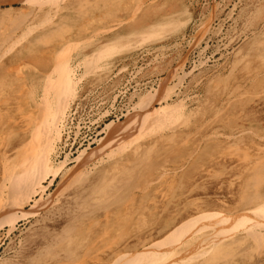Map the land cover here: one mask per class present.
<instances>
[{"label": "rangeland", "instance_id": "obj_1", "mask_svg": "<svg viewBox=\"0 0 264 264\" xmlns=\"http://www.w3.org/2000/svg\"><path fill=\"white\" fill-rule=\"evenodd\" d=\"M55 1L57 3L50 7L45 4L44 6L23 4L19 1L0 5V15L2 14L0 52L4 49L0 54L2 94L0 109L5 107L2 105L3 100H6V105L10 104L13 107L14 98L19 97V88L13 83L15 80L20 81V78L16 79L19 67L20 72L28 76V84H31L37 74L43 72L42 62L47 61L53 67L57 53L56 63L71 68L69 73L74 75L75 80L74 88L70 87V90L64 88L66 93L61 94L60 102L56 104L68 105L65 120L73 103L81 96L84 97L85 93L92 96L93 91L98 88L110 91V88L116 87L119 81L124 82L130 56L134 58L136 55L133 54L140 52H144L143 59L147 66L143 78L156 79L152 89L142 91L140 94L143 96L147 93H156L159 84L162 85L166 80V102L175 106L179 101L181 107L174 111L172 118L164 121L162 118L157 119L159 122L155 125L147 123L146 120L143 121L146 123L145 126L141 123L138 130L135 125V128L129 126L115 139L112 138V141L111 138H108L109 141L106 139L107 145L101 150L100 155L98 153L97 157L92 159L90 150L97 146L102 136H105V133H102L97 143L86 149L89 154L86 158L92 161L85 162L78 173L69 175L68 179H65L68 181L67 187L54 196V191L59 185L65 183V180L60 181L62 175L74 165L75 158L84 150L79 149L72 156L67 155L69 141L64 138L62 122L61 140L55 143L56 148L51 153L50 160L53 165H57L65 160L67 155V163L59 176L55 178L48 176L43 181V190L39 192L37 190L30 202L11 216V222L3 220V226L0 227V258L2 257L0 264H69L68 256L72 252L71 259H76L79 263L107 264L112 251L117 253L126 245L141 247L143 244L148 245L151 241H157L176 224L199 211L214 210L232 214L237 210L234 207L239 208L243 197L252 194L255 187V192H264V180L252 187L250 184L254 179L247 177L255 164L259 162L264 164V0H117L111 3L113 9L106 18L100 17L101 14L97 13L94 6H88L85 11L84 5L89 1L82 0L85 3L78 4L84 6L85 14L65 21L63 17L61 18L65 10L64 3ZM53 10H56L55 15ZM11 22L16 24L13 26ZM19 25L21 28L25 26L23 30ZM15 27L16 30L13 31ZM53 27H56V31L51 32ZM93 28L98 30H92ZM28 30L29 35L26 33ZM20 36H24L22 40ZM12 40H17L19 44ZM5 47L6 49L9 47L8 51ZM54 47L57 48L54 53L44 54L53 51ZM116 48L118 49L115 50ZM100 49L108 51L106 53L110 55L107 54L105 57L104 54V58L92 64L90 54H96ZM57 50L59 51L56 52ZM14 57L21 58L19 59L21 65L16 67V64L11 63L12 59L16 60ZM137 58L140 60V55L135 57V61ZM128 69H132V66ZM33 86L35 90H39L38 85ZM40 92L39 90V95ZM129 94L131 93L127 92V98ZM138 98V94L133 97L130 112L133 105L137 104ZM161 104L165 102L155 103L154 107ZM44 105L51 107L47 102ZM45 111L49 114L50 108ZM10 114L12 115L13 111H10ZM123 119L124 116L120 121ZM161 119L162 127L158 124ZM49 129H52L50 124ZM2 139L4 138L0 134V149L4 151ZM117 139L123 141L122 145ZM116 141L119 144H116ZM128 142L132 144L129 145ZM4 144L7 149L10 148L8 141L5 140ZM146 148L147 151L149 148L151 151L147 152ZM103 150L105 153H102ZM164 154L166 157L168 154L169 158L163 157L164 161H167L163 164L160 156ZM156 158L158 160L161 158V163ZM138 163L139 166L135 167ZM143 164H147L148 167L154 166L148 171L147 165ZM1 167L0 159V171ZM125 169L127 172L131 169L129 174L125 171L119 175L120 170ZM145 174H148L147 177ZM112 177L115 181L109 185L106 181H110ZM51 180L53 181L50 183ZM139 180L140 186H137L135 183ZM104 181L111 188L107 185L103 188ZM70 182L74 183L68 185ZM133 185L138 189L133 187L135 190L133 188L130 190ZM128 190L132 193H128ZM50 195L52 201L47 200ZM122 207L123 210L128 207V210L120 212L119 209ZM126 217L130 219L127 223L124 221ZM243 219L226 226L233 228L226 231L225 239H228L222 242L230 244L231 241L232 245L223 250L224 252L229 250L232 254H227L228 256H223L225 259H221L222 256L220 258L215 254L219 256L215 257L210 253L207 262L224 264L226 261L225 264H233L228 261L232 260L234 264H264V239L256 248L251 239L244 241L247 232L245 224L249 222L243 223ZM87 230L91 235L84 234L83 231ZM80 232L85 241L93 240L92 244L95 245V249H100V255L89 254L91 257L85 258L84 248L77 245L82 243L78 241ZM178 237L172 242L179 243ZM115 240L116 242L120 240V243L110 246ZM238 240L243 243L240 242V245ZM105 246L112 249L108 250L109 248ZM202 249L205 250L206 246ZM215 250L221 253L218 249ZM226 252L223 255H226ZM190 254H185L186 258ZM199 262L200 260L195 262L192 258V264Z\"/></svg>", "mask_w": 264, "mask_h": 264}, {"label": "bare ground", "instance_id": "obj_2", "mask_svg": "<svg viewBox=\"0 0 264 264\" xmlns=\"http://www.w3.org/2000/svg\"><path fill=\"white\" fill-rule=\"evenodd\" d=\"M18 1L23 3V4L29 3V5H31L33 3L35 5L38 4V6H41V5L44 6L43 4H45L46 6L49 5V7H50V5H53V4L55 5V3H57L55 0H0V5L11 4L13 2H18ZM58 1H59V3L60 2L64 3L63 7H64L65 10L62 13L61 18L63 17V21H65V20H67L69 18L70 19L71 18L75 19L76 17L84 15L85 11H87V9H88V6H94L96 8L97 13L101 14L100 17H102V18L109 17L110 16V11L113 9V4H111V3L112 2L115 3L117 0H87L89 2L86 5H84L85 6V11H84V8H83L84 6H81L80 4H78V2H82V0H58ZM82 3H85V1L82 2ZM63 7H62V9H63ZM35 11H37V10H35ZM51 11H52V9H51ZM54 11L56 12V10H53V14L55 13ZM60 11H61V9H60ZM94 11L92 13H94ZM69 12H71V13H69ZM24 13L22 15H24ZM46 13L48 14L47 11H46ZM46 13H44V14H46ZM34 14H35V12H34ZM53 14H52V17L55 15V14L54 15ZM29 15H30V12H29ZM35 16H36V14H35ZM49 16L51 17V15H49ZM1 18H2V14L0 15V19ZM85 18H87V17H85ZM16 19H18V18H16ZM16 19H15V21H16ZM23 19H25V18H23ZM44 20H45V18H44ZM13 22H14V19H13ZM19 23H20V21H19ZM15 24H16V22H15ZM15 24H13V26ZM20 24L22 25V23H20ZM109 24H114V23H109ZM11 25H9V26H11ZM200 26H202V23H201ZM23 28H21V26H20V29L23 30ZM55 28L56 27L51 28V32L52 31H56ZM201 28H204V27H201ZM31 29H30V31H32ZM34 29L36 30L37 28L34 27ZM77 29H78V27H77ZM94 29L95 28H93L92 30H94ZM107 29L108 28L106 27L105 30H107ZM15 30H16V27L13 29V31H15ZM95 30H98V29H95ZM101 30H103V29H101ZM83 31H84V29H83ZM2 32H3V30H2ZM28 32H29V30L26 31L27 34H28ZM23 34H24V32H23ZM90 34H92V33H90ZM22 37H24V36H22ZM22 37H21V40H22ZM25 37H26V34H25ZM4 38H9V37H4ZM76 39H77V37H76ZM131 39H133V37ZM66 40L69 41L68 39H66ZM12 41L15 42V43L18 42L17 40L16 41L12 40ZM12 41H11V43H13ZM0 42H1V40H0ZM75 42L77 43V41H75ZM69 43H71V42H69ZM17 44H19V43H17ZM7 45H6V47H7ZM13 45H14V43L12 44V47H14ZM8 46L10 47V45H8ZM53 46H56V45H53ZM69 46H70V44H69ZM74 46H75V44H74ZM6 47H5V49H6ZM8 48L6 49L7 51H8ZM56 49L57 48L54 47L53 51L47 52V53L44 52V54H46V55L47 54L48 55L52 54V53L55 52ZM117 49L118 48H116L115 50H117ZM3 51H4V49H2L0 54ZM58 51L59 50H57L56 52H58ZM106 52H108V51L100 49L98 52H96V54H90V56L92 55L91 56L92 57L91 58L92 62L91 61L90 62L93 64L94 61H97V62L100 61V58H102L104 56V54H105V57H106L107 54H109V53H106ZM136 54L137 53H135L133 55H136ZM57 55L58 54L56 53L55 54V59H54L55 61L54 62L51 61V63L53 62V67L50 66L47 61L46 62H42V67H43L44 70H42L43 72H40L39 74H37V76L31 82V84H28V76L23 75V73L20 72L21 71V67H19V69L17 70L18 75H17L16 79L20 78V81L15 80L13 82L14 86L19 88V91H18V96L19 97H17V98L15 97L14 98L13 107L10 104L6 105V100L2 101V105L5 106V107L0 109V118H1L0 119L1 123L0 124L2 126V128L0 129V134L4 138L1 141L2 144H3L2 146H3L4 151H1V149H0V159H1V162H2V167H1V171H0V173H1V175H0V227L3 226V220H5L4 222H11V216L14 213H16L17 210H20L21 208H24L30 202V199L37 193V190H38V192L43 190V188H44L43 187V181L46 180L48 176L49 177L52 176L51 178H53V177L55 178L56 176H59L62 173V170H63L65 164L67 163L68 157H67L66 154H64V155H66L65 160L59 162L57 165H53L52 161L50 160L51 153L54 152V149L56 148V144L61 140L60 138H61V132L62 131L60 130V124H62V122H64V117H65V113H66V107L68 106V105L64 106L62 103L60 105H56V104H58L60 102L59 99L61 97V94L63 93V95H64L66 93L64 88H67V89L70 90L71 88H74V86H75V85L73 86V83L75 81L74 80V75L69 73V71H70L69 69H71V68L66 67L64 64H63L64 67H63V65H58L56 63V62H58ZM183 56H186V55H183ZM14 58L16 60L12 59L11 63L13 65L16 64V67L21 65V63L19 62V59H21V58H19V59L17 57H14ZM130 58L131 59L133 58L132 55L130 56ZM137 59H139V58H137ZM182 59H180V60H182ZM63 63H67V62L63 61ZM94 69L96 70V68H93L92 70H94ZM167 72H168V70H167ZM169 72H171V70H169ZM218 72H220V71H218ZM172 73H173V71H172ZM169 77H170V74H169ZM11 79H14V78H11ZM181 79H182V77H181ZM179 80H180V78H178V82H179ZM164 81L165 82H163L162 85H160L161 83L159 84V89L156 90V93H153V94L152 93H147L145 95L143 94V96L141 94H139L141 96L138 95L139 98H138L137 104H134L135 106L133 105V110L131 112L129 111L130 110L129 109L128 112H126L124 114V119L122 121H120V119L112 120V121H110V122L105 124V127L103 128V132H102L103 134L105 133V136L104 137L102 136V138L99 139L97 146L95 148H93L92 150H90V152H91V154L93 156L92 159H94V157L98 153L100 155L101 150L107 145L108 138H111V141H112L113 140L112 138L115 139L122 132H124L129 126H131L133 128L137 127L136 129L138 130V126L140 128V124L141 123L144 124L143 126H145L146 123L145 122L143 123V121L147 120V123L150 122L151 124L154 123V125H155L156 122H159V120L157 121V119L162 118L163 121H164V119H169V117L170 118L174 117L172 114H174V111L179 109V107H181V106L179 104V101H178V104L175 105V106H173L171 104H168L166 102L167 101V99H166L167 95L165 94V90L167 88V81L166 80H164ZM78 82H79V80H78ZM33 85H38L37 87L41 91L40 95L38 93L39 90H35V88H33L34 87ZM62 89H64V90L62 91ZM101 89H103V88H101ZM66 91H68V90H66ZM213 92H214V90H213ZM0 96H2V94H0ZM67 98L69 99L70 97H67ZM241 100H243V99H241ZM70 101H71V99H70ZM70 101H68V102H70ZM161 101H164L165 104H161L159 107H154L155 103H160ZM44 102L45 103L46 102L49 103L51 105V107H49V106L46 107V105H44L45 104ZM0 106H1V104H0ZM43 106H45L46 108L45 107L43 108ZM48 107L50 108V112H49V114H46L45 112L47 110L45 111V109H49ZM10 111H13L12 115L10 114ZM67 114H68V112H67ZM59 116H61V117L59 118ZM47 117L48 118L50 117V119H52V120L47 119ZM43 119H44V121H43ZM162 119L160 120V123H158L159 125H161V127H162V124H163V123L161 124ZM55 123H58V124L55 125ZM49 124H50V126H52L53 131H52V129H49ZM134 125H135V127H134ZM150 127L154 128V126H151V125H150ZM155 127L159 128L160 126L159 127L155 126ZM137 130H136V132H137ZM56 135H57V137H56ZM122 135H124V134H122ZM135 136H137V135H135ZM171 137H173V136L171 135ZM226 138H227V136H226ZM131 139H132V137H131ZM131 139L129 138V140H131ZM5 140H6V142L8 141V143L10 145V148H8V149H7L6 144H4ZM119 140H118V142L121 144L123 141H121V140L119 141ZM125 140H128V139H125ZM62 142H63V140H62ZM118 142L116 141V144ZM129 142H128V144H129ZM132 142L129 145H131ZM153 144H154V142H153ZM125 145H127V144H125ZM136 145H137V143H136ZM138 147H140V145ZM151 147H154V146L151 145ZM141 148H143V147H141ZM117 149L120 150L121 148H117ZM136 149H138V148H136ZM149 149H148V151H151ZM109 150H110V148H109ZM145 150L147 151V148ZM7 152L8 153L10 152V153L7 154ZM172 152H174V149H173ZM172 152H169V153H172ZM102 153H105V151L102 152ZM168 154H167V157H168ZM87 155H89L88 151H86V149L82 150L78 154V156L75 158L74 165L72 167H70L69 169H67L68 171L66 170L67 172H65L64 175H62L60 181L62 182L65 179H68V176L72 175L73 173L74 174L78 173L77 171H80V168H82V166L85 164V162L88 163V161H90V160L92 161V159L88 160L86 158ZM110 155H112V153ZM147 155H145V156H147ZM150 155H151V153H150ZM165 155L166 154H164V155H162L160 157L162 159H163V157H165L167 159V157ZM143 157H144V155H143ZM161 158H160V160H158L156 158V160L159 161V163H161ZM164 159L162 160V162L164 161ZM145 160H146V158H145ZM93 161H95V160H93ZM147 162H148V160H147ZM153 162H155V161H153ZM166 162L164 161L163 164L166 163ZM87 163H86V165H87ZM145 163H146V161H145ZM149 163H152V161L151 162L149 161ZM156 164H158V163H156ZM136 165L138 167L139 163L135 164V167H136ZM143 165L146 166L147 164L146 165L143 164ZM161 166H162V164L159 167H161ZM146 167H144V168H146L149 171V168L151 166L148 167V165H147ZM128 169H129V167H128ZM132 169H134V167ZM138 170H140V169H138ZM145 170H143V172ZM150 170H152V169H150ZM262 170H264V164L260 163V162L255 164V166L251 169V171H250V173H249V175L247 177H251L254 180L252 181L253 185L250 184V186L255 187V186L259 185L262 180H264V171H262ZM125 171H126V169L123 170V171L120 170V173L117 171V174L119 173V175H121V172H125ZM130 171H131V169H130ZM132 171L134 172V170H132ZM129 172H127V173L129 174ZM133 172H131V175H132ZM86 174H87V172H86ZM131 175H129V176H131ZM137 175H138V173H137ZM147 175L145 174L146 177H147ZM115 177H116V175H115ZM75 178H77V177H75ZM113 178L114 177L110 178L111 180L110 181L108 180L106 182L110 185L113 181H115V179L113 180ZM128 179H131V178H128ZM77 180H78V178H77ZM104 180H105V178H104ZM52 181L53 180H51L50 183ZM73 181H74V179H73ZM142 181H145V179H142ZM67 182L65 180L64 185H59L58 189H56V191H54V196L57 195L60 192V190H63V188L67 187L66 186ZM106 182L104 181V183H102V184H104L103 188H105L104 186H106V185L109 186L108 184H105ZM117 182H119V181H117ZM139 182H141V180H139L138 183H135V184H137V186H140ZM153 182H155V181H153ZM60 184H62V183H60ZM69 184L72 185L71 182L68 183V185ZM120 184H121V182H120ZM115 185H114V187H115ZM146 185H149V184H146ZM133 187L135 189H138V187L136 188L135 185H133L132 187H130V190ZM168 187H169V185H168ZM101 188H102V185H101ZM103 188H102V190H104ZM255 188H254V192L252 194H248V195H245L243 197L242 204L239 203V206H240L239 208L234 207L235 209H237V210H235L236 212H234L232 214H229V213L226 214V212H219V211H214V210L213 211H206V210L199 211L197 214L192 215L188 219L181 221L179 224H176L168 232H166L165 234L161 235V237L157 241H153V242L151 241V243H149L148 245L143 244L141 247H137V245H134V246L126 245V246L123 247V249L121 251H119L117 253H116V251H112L113 252L112 256L107 260V264H192L191 263L192 262V258H193V260L195 262H197V260H200L199 264H208L209 262H207V259H208L209 255H211L210 253H213L214 255L218 254L220 256V258H221V256L225 257V256H228L227 254H229V255L232 254V252L229 253V250H228L227 252L225 251L226 255H223V254H225L223 249L227 250L228 247L232 245L231 241H230V244L229 243L226 244L227 242L224 244L225 241L222 242L226 238V235H227L226 231L228 229L233 228V227L228 228L229 226L228 227H226V226L229 223H231V224L232 223H237L242 218H244L243 219V223L244 222H249V223L245 224V227H246V230H247L246 234H248V235L245 234L243 240L247 242V241H249L251 239L253 241V246H255V248H256L257 245L261 242V240L264 239V192H262V193H260L258 191L255 192ZM102 190H101V192H102ZM118 190H120V189H118ZM129 192H131V191L128 190V193ZM123 193H125V192H123ZM149 194H151V192ZM50 197H51V195L47 197V200H49V199L51 200ZM118 197L120 198V196H118ZM109 198H111V196ZM105 200L107 201L108 199H105ZM123 208L124 207L119 209L120 212H124V211L128 210L127 209L128 207L126 208V210H123ZM116 213H117V211H116ZM130 215H132V214H130ZM116 217H118V216L116 215ZM129 220L130 219L126 217L124 221H125V223H127V222H129ZM102 224H104V223H102ZM237 227H239V226H237ZM64 229H65V227H64ZM237 230H241V229H237ZM83 232H84V234L86 233V235L87 234L91 235L90 232H88V230L87 231H83ZM81 234L82 233L80 232L79 233V237H78V239H80V240H78V241H81L82 243H80L81 245H79V244H77V245L82 247V248H84V251H83L84 254L83 255L85 256V258H88L90 256L89 254H97L98 253L100 255L101 254V252L99 251L100 249H95V245L92 244L93 240L92 241H90V240H86L85 241L84 238L81 237ZM240 235H242V234H240ZM246 236H248V237H246ZM115 237H116V235H115ZM175 237H178L177 239H178L179 243H177V244L172 242ZM227 239H225V240H227ZM239 240H238V242H239ZM240 242H239V244H240ZM119 243H120V240L117 241V242L115 240V241L111 242L110 246L118 245ZM233 243L235 244L237 242H233ZM241 243H243V242H241ZM68 244H69V242H68ZM96 244H98V243H96ZM244 245H245V243H244ZM64 246H67V245H64ZM205 246H206V249L203 250L202 248L205 247ZM80 247H78V248H80ZM105 247H108V246H105ZM108 248H109L108 250L112 249L111 247H108ZM215 249H218L221 253L217 252ZM258 252H259V250H258ZM187 253L188 254L191 253L192 256L190 254V256L188 258H186L187 256H185V254L188 255ZM218 255H215V257L216 256L219 257ZM72 257H73V252L70 253L69 256H68V258H69L68 259V263L69 264H82V263H79L76 259H71ZM96 257H98V256H96ZM202 257L204 259H202ZM224 257L221 258V259H225ZM99 258H101V257H99ZM220 258H217V259L221 260ZM226 258H229V257H226ZM201 259L203 260V262H201ZM230 259H232V258H230ZM211 260H212V258H211ZM213 261H214V259H213ZM228 261H230V263L234 264V262L232 260H228ZM225 262H224V264H225ZM214 263L216 264V262H214ZM209 264H212V263L210 262Z\"/></svg>", "mask_w": 264, "mask_h": 264}, {"label": "built area", "instance_id": "obj_3", "mask_svg": "<svg viewBox=\"0 0 264 264\" xmlns=\"http://www.w3.org/2000/svg\"><path fill=\"white\" fill-rule=\"evenodd\" d=\"M136 55H140V60L135 61L136 56L130 59L131 62L129 61L126 66L127 74L125 73L124 76L127 77L124 82L119 81L116 87L110 88V91L98 88L93 91L92 96L85 93L84 97L81 96L73 103L62 129L65 140L69 141L67 155L72 156L79 149H89L94 146L102 135L106 123L122 119L130 109L133 97L154 87L156 79L143 78L147 70L143 59L144 52ZM130 66L132 69H128ZM127 92L131 93L128 98Z\"/></svg>", "mask_w": 264, "mask_h": 264}]
</instances>
